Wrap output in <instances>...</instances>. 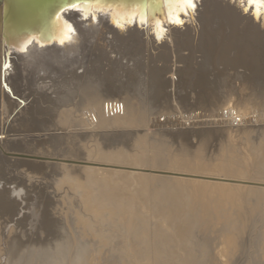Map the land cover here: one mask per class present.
<instances>
[{"label":"rangeland","instance_id":"1","mask_svg":"<svg viewBox=\"0 0 264 264\" xmlns=\"http://www.w3.org/2000/svg\"><path fill=\"white\" fill-rule=\"evenodd\" d=\"M252 1L254 2V0ZM196 4L198 9L194 12L193 19H197L196 16L198 17L197 10L202 12V8L200 9L199 7L201 0H196ZM217 4L218 3H215V6H217ZM243 4L251 9L252 2H249V0H235L232 6H220L221 9L218 7L217 10L214 6L215 8L211 7L213 9L212 11L211 8H208L210 13H208L209 16L206 14L205 21H211L210 19L212 16H216L215 21L216 19L218 21L206 26L205 32H215L213 34L218 33L219 31L217 28L219 26L217 27V24H221V29L225 30L230 27L233 31L235 30L234 28H236L233 32L237 38L235 36L231 38L232 40L236 38V41L234 39L233 41L231 40L232 42L230 43L229 40V43H234L235 47H242L243 41L244 45L246 43L245 48L249 51L257 46V42H259L260 45H264V17H262V15H256L255 19H253L251 16L252 12L246 11L247 8L246 6L244 7ZM231 8H233L232 12L229 10ZM224 10L231 13V16L225 13ZM85 16L86 19L82 18L84 20H80L81 18H76L74 22L80 20L78 23L82 25L93 26L98 25L102 19L108 21L106 16L100 19H96L95 15L91 14L90 16ZM206 17H208V19ZM89 18H93V22ZM238 18L239 20H237ZM191 20L190 18L186 19L182 21V24L185 26L189 24L188 26H191L190 24L193 23ZM233 20H236L235 23ZM72 21L73 20L67 21V25H69V23L73 24ZM227 22H232L230 23L232 26H230L229 23V26L226 25ZM240 22L246 23V26ZM56 23H54L52 27L50 25L51 32L57 29ZM238 23L240 24L237 25ZM235 24L237 27H234L236 26ZM260 25H263V28H261ZM214 26H216V28ZM241 29H246L247 35L244 36L246 38L240 37L241 33L239 32L242 31ZM103 30L104 28H100V32ZM216 30L218 32H216ZM51 32L46 35V41L57 40V38L54 39L56 36L53 38V35H56L55 32ZM252 33H257L258 35H253ZM47 37L51 38L47 40ZM107 37H110V35L104 38ZM237 41L238 43H236ZM100 43V48H105L106 50L110 48L108 46L109 42L106 40ZM254 43L255 46H253ZM249 44L252 47L249 46ZM114 51H116V49H113V52ZM63 52L59 51L57 56H61L60 53ZM124 53L126 52L124 51L120 55L122 60L121 65L124 64L123 66L126 68L122 67L125 68L124 70L127 73L123 72L124 74L122 75V72H118V76L119 74L121 76L119 77V82L123 84L115 83V86L108 88L94 86L95 88L92 92L88 90L89 88L86 90L90 85H88V79L84 78L81 82L76 81L75 84L73 83L74 87L72 84L70 85V89L73 90L74 93L71 95L73 98L69 102V107L66 108L68 112L63 109V106H55L54 108V106L51 105L40 104L41 117L38 119L37 124L40 125L41 123L43 125V121H45L44 124L49 122V125L51 123L55 125L59 121L60 123L64 121V123L69 124V128L67 129V131H69L67 134L70 138L74 136V139L71 138L72 140L70 141H75L71 144L73 145L74 143L73 148L78 150L77 154L75 153L76 150L74 151L75 154L50 151L45 153L41 151H39V153L37 151H31L28 154L27 152L29 150L17 147L20 143L29 145L27 143H29V139L32 138H30V136L37 135L40 139L46 136V132L43 133V128H37V124L31 120V118L35 119L34 116L32 117V114H36L38 108H36L35 104H31L33 99L30 97L25 103L27 104L26 106L31 104L29 107L30 112L25 113L12 125L18 116V110H21L23 105L19 104L18 107H15V105L7 107L5 104H0V113H2L0 114V155L2 157L0 156V158H5L11 165L13 162H31L33 164L36 162V165L44 164L45 166H49V168L45 167L46 170L43 168L44 170L41 174H35V172H33L35 176L39 175V178L37 176L35 177L32 173H27L32 179L26 178L27 175L25 173L28 172V170H26L27 168L25 166L9 167V170L6 169L2 174V178L6 176L5 180L7 179L8 182L14 180V182L9 183L10 185L2 183L6 186L5 189L8 190L15 185L17 186V191L12 194L8 193L6 197L9 198V201L13 199V202L19 204L15 203V208L17 209L14 208V213L16 215L14 213L10 217H2L0 215V220H3L2 222L0 221V225L2 224L0 226V264H264V75L256 76L253 75L255 71H252L255 65L263 66L262 61L264 62V58L262 61L260 59V64L251 57L245 58L246 61L243 59L242 61H244V64L242 63V65L241 63L234 64L235 69L233 74L235 75L232 77L225 73L222 76V80L224 77V80H228L230 84L226 89L218 90L217 97L219 101H215L218 108L222 106L216 113L217 115L224 114L226 110L247 114L246 120L243 117L245 121L243 124H246V126H241L252 128V136H255V133L259 131L256 136L257 141H255V143L258 144H256L257 147L255 146L252 148L251 143H246L244 145H236L235 149H233L232 146L235 144L234 143L229 146L231 150H228L231 152L229 153L226 150L223 151L224 148L228 147L221 146L213 152L214 154L210 153L209 155L197 156L198 158L196 157L193 159L194 163L191 161L190 164H188L190 167H188V165H183L182 162L180 163V161L176 159L172 160L161 156V154L158 155L156 151H154L155 148L153 147V150L152 146L150 147L151 144L153 145V141L150 139V132L152 131L150 128L146 129V133H149V136L145 133L147 136L144 134L145 136L141 140H144L142 143L137 140L138 143H140L139 145L137 144L136 138L132 137L134 138L132 139L130 137L127 139V137H125L126 133L137 132L138 129L136 126L132 128L134 125L130 128L128 127V129L126 128L127 130H116L115 128L111 129V127L96 126L97 123H94L96 122L95 120L98 119V116L101 119H104V117L105 119L113 117L111 114L105 111L103 112V105L107 103L113 104V102H118L117 104L122 105L121 109L123 107V110H119V112L116 111L114 116H119L121 118L126 115L125 106H123L125 102L123 99L127 96H131L130 94L134 95V93L130 92V86H132L133 83L130 77L131 70H128V67L132 66V62H127L125 58L128 59V57H124ZM53 56L56 58V53ZM62 56L61 58L65 57V55ZM111 56H114V58L119 57L116 56V53H113ZM116 59L119 60V58ZM12 61L18 64L14 59ZM125 64H127V66ZM217 70H221V66H218ZM15 71L14 69V71L12 70L10 72V77L15 75ZM83 71V68H77L75 71L76 76H84ZM225 75L227 76L225 77ZM165 77L168 78L169 75ZM34 87L36 89L35 85ZM34 87H31V89L34 90ZM115 87L117 89H115ZM59 88V85L55 87V89ZM110 88L112 89L110 90ZM31 89L25 90L26 92L24 91V94L28 95ZM99 89L102 91L100 92ZM118 89L120 92H118ZM126 90L129 92L127 93ZM45 94L50 97L51 100L56 98V94L52 93L51 90L45 91ZM63 95L61 98L66 97ZM95 95L107 97L105 101H102L98 105L90 104L88 107L85 100L87 97ZM23 98L25 97H20L19 99L22 100ZM17 103H20V101ZM4 106L6 108H4ZM134 106H136V104H134ZM1 109H5L3 110L4 112ZM6 111H8L7 113L9 115H7ZM89 112L93 113L89 114ZM133 112H135V110ZM204 112H202L204 115L209 113L208 110ZM87 113L91 117H89ZM83 114L86 117L83 116ZM74 116H77L79 125H73L68 122L69 119L71 117L74 118ZM83 118H85L84 121ZM88 119L89 121H87ZM162 119L164 120L163 117L159 118L160 121ZM248 119L250 122H248ZM90 120H92V122H90ZM225 125L224 126L228 128L237 126L229 120H227ZM218 126L208 127H222V125ZM8 128L11 129L8 130ZM18 129L22 132L20 133ZM27 129L28 131L26 132L25 130ZM34 129L38 131H33ZM14 130L15 132H13ZM41 130L42 132H39ZM60 133L61 132H58L57 134ZM113 135L115 136L114 138H116V135L120 137L124 136V139L122 142L113 141V144L115 143L114 145H107L106 141L111 139ZM26 138H28V140ZM125 139L127 143H123ZM226 139V143H229L230 139H228V136ZM235 140L237 143H240L239 139H232L233 142H235ZM3 141H8L12 145L14 144L13 147L16 149L9 145L6 147L5 145L3 146ZM119 142L121 144H119ZM143 143L144 146L149 144L147 146L150 149L148 150L147 146L144 148ZM53 146L56 147L55 145ZM113 148L118 151L115 150V152H113ZM122 148L124 150H122ZM121 151H124L123 156ZM149 151L152 153L154 152V154H151ZM1 152L4 155H2ZM17 155H31L44 159L34 160L26 158L25 160V158ZM171 160L173 162H171ZM197 161L198 163H203V166L200 163L199 165ZM115 162L117 167L115 166ZM167 163H169V165ZM172 163L178 164L174 165ZM195 165L199 166L198 169L197 166L195 168ZM200 166H202V170L199 169ZM66 167L68 169H66ZM192 167L194 171H191ZM23 170L25 172H23ZM137 170L144 174H140ZM159 174L162 175H160L163 177L162 179L161 177L158 178ZM143 175H145V177ZM154 176L155 178L157 177L156 179L158 181ZM182 177H187L189 183L186 182L188 181L187 178L184 181ZM144 178L149 180L145 181ZM170 179H172L171 183L173 185L169 183L170 181L168 182ZM176 180H178V186H176ZM19 181L27 183H22L23 185L21 186V182ZM214 182L216 185L214 184V187H210L209 184L212 185ZM146 183L149 184L147 185ZM179 183L181 184L179 185ZM27 184L30 186L31 191ZM190 184L192 187H190ZM197 184L198 187H195ZM181 185L185 186L182 187ZM27 186L29 189L26 188ZM0 188V190H2V187ZM197 188L201 189H198V191ZM10 219L15 220V222L12 223ZM23 220H25V222ZM21 221L23 223H21Z\"/></svg>","mask_w":264,"mask_h":264},{"label":"bare ground","instance_id":"2","mask_svg":"<svg viewBox=\"0 0 264 264\" xmlns=\"http://www.w3.org/2000/svg\"><path fill=\"white\" fill-rule=\"evenodd\" d=\"M234 1L235 0H201V4L199 5V7H200V9L202 8V12H199L197 10L198 17L196 16L197 19H193L194 18V12H196V9H198L197 7L195 8L194 11L189 12L188 14L181 16L179 14L178 10H176L175 8L170 6L168 0H162L163 13H161V15H159L157 13L158 9L156 8L155 1L152 0V1H149L146 3V6H147L145 9L146 13H142V10L138 6V4H136L135 10H133V11L129 10L128 12L126 10H124V11H121V14L111 12V13L105 15L106 18L108 19V21L105 18L106 21H104L102 19V21H100L98 25H93V26H86L84 24L82 25L81 23H78L80 20H84L82 18L86 17L85 16L86 13H83L81 11H74V10L67 11L63 16L65 21L60 20V19L56 20V18H54L53 22L51 23V27L54 26L53 25L54 23H56V22L59 23V24L56 23L57 29L54 31L56 35H53V38H54V36H56L54 39L57 38V40L46 41V39H45L46 35L49 32H51V29H50L51 27H49V29L47 30V33L45 35H42V34L35 32L36 37L34 38L33 44H30L27 48H25L24 51L20 47V45H22L21 42L22 41L25 42L26 39H22V37L19 38V40H18V38L13 39V40L9 39L10 41L12 40V42H13L11 46L7 45L6 43H3L2 41L0 42V104L1 103L5 104L7 107H10L13 105H15V107H18L19 104L23 105V108L21 110H18V112H19L18 116L14 120V123H12V125L15 124V122L18 121L25 113L30 112L29 107L31 106V104H35L36 108H38V111L36 112V114H32V117L34 116L35 119L31 118V120H33V122H35L36 124H37L38 119L41 117L40 104H42V103L49 105V106L50 105L54 106V108H55V106H59V107L63 106V109L68 112V109H66V108L69 107L68 106L69 102L73 98V96H71V95H73V93H74V91L70 89V87H71L70 85L72 84V86H73L76 81L81 82L84 78H87L88 82H89L88 85H90L91 88L88 86L86 88V90L89 88L88 90H90L92 92H93V89L97 86L98 87L103 86L104 88H106V87L108 88V87L115 86V83L116 84L120 83L119 77H121V76H120V74L118 76V72L119 73L122 72L121 73L122 75L124 73H127L124 70L126 68L125 66H123L124 64L121 65L122 60H121V56H120L121 53H123L125 51L126 53H124V57L125 56L128 57V59L127 58H125V59L127 60V62L128 61L132 62V64H131L132 66H129L130 69L128 67V70H131L130 77H131L132 83H133V85L130 86V89H131L130 92L134 93V95L130 94L131 96H129V97L127 96L123 99L125 102V105H123V106H125L126 115L124 117H121V118L119 116L118 117L114 116V114H116V111L119 112V110L120 111L123 110V107L121 109L122 105L117 104L118 102H113V104H111V103L104 104L103 105V112L105 111L108 114H111V116H113V117L112 118L109 117V119H105V117H104V119H101L98 116L97 120H95L96 118L94 119L96 121L94 123H97V125L95 124L96 126L99 125V126H105L108 128L111 127V129L115 128L116 130L117 129L120 130V129H126V128L128 129V127L130 128L134 125V127H132V128H135V126H136L138 129L137 132L126 133L127 135L125 134V137H127V139L130 137L131 138L134 137V138H136V141L139 140L141 143L144 141V140L143 141H141V140H142V138H144V136L146 134H148V136H149V133H146V131H147L146 129L150 128V129H152V131L151 132L149 130L148 131L150 132V139L153 141V145L151 144L150 147L151 146H152V148L154 147L155 150H154V148H153V150L156 151V153L158 155L161 154V156H164L165 158L172 159V160L176 159L177 161H180V163L182 162L183 165L190 164V162L191 161L193 162V159L199 155L200 156L201 155H209L210 153H213L218 147H221V146L228 147V148H224L223 151L224 150H226V151L230 150L229 146L231 144H234V143L235 144L232 146L233 149H235L236 145H242V144L244 145L246 143H249V144L251 143L252 148H254L255 146L257 147L258 144L255 143V141H257L256 136L258 135L259 131L255 133V136H252V134H253L252 128L241 126V125L246 126V124H243V123H245L243 117L246 120L247 114L236 113L232 110H230V111L226 110V112L224 114H221V115L216 114L219 111V109L222 108V106L218 108L217 104H215V101L219 99L217 97V95H218L217 92L220 89H226L228 87V85L230 84L228 82V80H224V77L222 80V76L226 73L227 75L233 77L235 75V74H233L234 69H235L234 64L241 63V65H242V63L244 61H246L245 58L251 57L257 63H259V62L261 63L262 59L264 58V45H260L259 42H257L258 44L256 47H253L254 49L249 50V51H247V49L245 48L246 43L244 45L243 41H242L243 45H241L242 47H235L234 43L230 44L234 39L236 41L237 37L235 36V33L233 32L236 30V28H234L235 30H233V31L231 30L230 27L225 30V29H221V27H220V26H222L221 24H217V27L219 26L217 28V30L219 32L217 30H216V32H218V33L213 34L215 32H213V33L212 32L211 33L205 32L206 26L210 25L213 22L215 23L216 21H218L217 19L215 21L216 16H212L210 19L211 21H205L206 20L205 19L206 14L208 15V13H210L209 9L211 7L212 8L216 7V10H217V8L218 7L220 8V6H223V7L229 6V5L232 6L234 4ZM249 2H252L251 9H250V7H247L246 5L245 6L247 8L246 11L252 12V14H251L252 18L255 19L256 15H262V17H264V14H262V13H264V9H262L260 7V5L255 2V0H254V2L252 0H249ZM215 3H218L217 6H215ZM243 6H244V4H243ZM240 7H239V9H240ZM244 7H242V8H244ZM212 8H211V11L213 10ZM232 9L233 8H231L229 10L232 12L233 11ZM224 11H225V13H228V11L227 12H226V10H224ZM240 12L242 13L241 10H240ZM134 13H135V15H137V17L134 15ZM229 14L231 16V13H228V15ZM235 16H236V14H235ZM188 17L190 18V20L192 19L191 21L193 23L194 22H196V23L190 24L191 26H188L189 24L188 25L186 24V26L184 24H182V21L189 19ZM76 18H81V19L78 22L77 21L74 22L76 20ZM206 18L208 19V17H206ZM233 18H235V17H233ZM92 19H90V20H92ZM114 19L117 21H115ZM66 20L67 21L73 20L72 21L73 24L67 25L68 23ZM141 20H144L146 22L141 24L140 23ZM237 20H239V18ZM241 20H242V18H241ZM235 21H234V23H235ZM92 22H93V20H92ZM228 23L230 24L232 22H227L226 25H228ZM240 23H243V22H240ZM240 23H238L237 25H239ZM161 24L163 25V27H161ZM175 24H180V25H175ZM213 25H215V24H213ZM237 25L234 27H237ZM247 25L249 26L248 23H247ZM230 26H232V24H230ZM260 26H261V28H263V25H260ZM214 27L216 28V26H214ZM100 28L101 29L104 28V30L100 32ZM243 28H244V26H243ZM68 29H72L74 31L69 32ZM241 30L242 31L239 32V33H241L240 37L246 38V37H244L245 35H247L246 29H241ZM213 31H215V30H213ZM69 33H71V36H69ZM237 33H236V35H237ZM255 34L258 35L257 33H255ZM255 34H253V35H255ZM107 35H110V37L104 38ZM158 36L161 38L158 39L157 38ZM233 36H235L236 38H234L232 40L231 38ZM50 38H48L47 40H49ZM62 40L64 41L63 43H61ZM104 40L109 42L108 46L110 48H107L108 47L107 46L106 47L107 50L105 48L102 49L99 46L101 44L100 42H102ZM229 40H230V43H229ZM238 41H239V39H238ZM238 41L236 43H238ZM246 41H244V42H246ZM249 46H251V45L249 44ZM253 46H255V43ZM113 49H116V51L113 52ZM59 51H62V52L64 51L65 53L64 52L60 53V55L61 56L65 55L66 58L63 56H62L63 58H61V56H57V53L59 54ZM55 53L57 56L56 58H54L55 56H53V55H55ZM113 53H116V56H119V57H116V58H119V60L114 58V56H111ZM230 53H232V54H230ZM256 57H257V59H256ZM13 59L15 62L17 61L16 63H18V64H15L12 61ZM243 59H244V61H242ZM260 59H261V61H260ZM240 61H242V62H240ZM262 64L264 66L263 61H262ZM5 65H7L8 67H5ZM125 65L127 66V64H125ZM122 66L125 68H123ZM218 66H221V70H217ZM263 66L261 67V66L255 65L256 69L252 68V71H255V72H253L254 73L253 75H256V76L262 75L263 76L264 75V67ZM77 68H83L84 76H80V77L76 76L75 71L77 70ZM14 69L16 70L15 75L13 77H10V72L12 70L14 71ZM232 70H233V72H232ZM235 73H236V71H235ZM57 74L59 75V77ZM166 75L167 76L169 75V77L166 78L165 77ZM227 75H225V77ZM229 76H228V79H229ZM236 76H238V75H236ZM236 76H235V78H236ZM131 79H129V80H131ZM120 84H123V83H120ZM34 85L36 86V89H35ZM58 85L60 88L55 89V87ZM124 85H122V86H124ZM244 85H245V83H244ZM31 87H34V90L31 89ZM28 89H31V90H29L30 93L28 95L24 94V91L28 90ZM111 89L112 88H110V90ZM115 89H117V88L115 87ZM125 89H126V86H125ZM47 90H49V91L51 90L52 93H55L56 98L51 100V98L45 94V91H47ZM99 91H100V89H99ZM118 92H120V90ZM126 92H127V90H126ZM63 94L66 96L65 98H61V96ZM113 94H115V93H113ZM20 97L21 98L25 97V98L20 100L19 99ZM30 97H32V99H33L32 103L30 105L26 106L27 104H25V103H26L27 99H29ZM106 97L107 96H98V95L96 96L95 95V96L87 97L85 102L87 103L88 107L90 104H97L98 105L102 101H105ZM119 99H121V98H119ZM18 101H20V103H17ZM223 102H225V101H223ZM134 104H136V106H134ZM74 106H75V104H74ZM4 108H6V107L4 106ZM3 110H5V109H3ZM7 110H9V109H7ZM15 110H16V108H15ZM134 110H135V112H133ZM206 110H208L209 113H207V115H204V113H205L204 111H206ZM89 111H91V110H89ZM7 112L8 111H6V113ZM202 112H204V113H202ZM9 113H11V112H9ZM74 113H75V111H74ZM90 113L91 112H89V114ZM107 113H106V115H107ZM0 114H2V113H0ZM89 114H88V116H89ZM7 115H9V114L7 113ZM93 115H95V114H93ZM60 116H61V114H60ZM81 116H80V118H81ZM83 116H85V115L83 114ZM122 116H123V114H122ZM65 117H64V119H65ZM89 117H91V116H89ZM161 117L164 118V120L162 119L163 121L159 120V118H161ZM84 119L85 118H83V121H84ZM89 119L87 121H89ZM59 120H60V118H59ZM66 120H67V118H66ZM227 120H229L230 122L232 121V123L236 124L237 126L234 128H232L233 127L232 126L231 127L232 129L225 127ZM39 122H41V121H39ZM44 122L45 121H43V125L40 123L41 126L39 124H37V126H38L37 128H39V127L43 128V133L46 132L45 137L40 139V137H38L37 135L36 136H30V138L31 137L32 138L29 139L31 142L29 141V143H27L29 145L20 143V145L18 146L17 143L15 142L17 147H20L21 149H24V150H29L27 152L28 154L31 151H37L38 153H39V151H41L42 153L50 151V152H56V153L57 152H60V153L63 152L64 154H75V153L77 154L78 150L73 148L74 143H73V145L71 144L72 142H75V141H70V140H72L71 138H73L74 136H72L70 138V136L67 134V132L69 131V130L67 131V129L69 128V124L64 123V121H62L61 123L59 121L55 125H53L52 123L49 125L48 124L49 122L47 124L46 123L44 124ZM68 122L72 123L73 125H76V124L79 125V120L77 119V116L76 117L74 116V118L71 117ZM90 122H92V120H90ZM248 122H250L249 119H248ZM12 125H11V127H12ZM215 125L216 126L222 125V127H220V128H217V127L209 128L210 126H215ZM10 129L8 128V130H10ZM19 129L21 130L20 127H19ZM3 130H5V129H3ZM15 130H17V129H15ZM15 130L13 132H15ZM20 130H19V132L21 133L22 131H20ZM35 130H36V132L38 131L37 129H34L33 131H35ZM25 131L27 132L28 129ZM39 132H42V130ZM54 132H57V133L61 132V133L57 134ZM10 133H12V132H10ZM114 135L112 137L113 139L111 138L108 141H106L107 145H109V144L114 145L115 143L113 144V141L114 142H117V141L122 142L123 141L124 136L120 137V136L116 135V138H114L115 137ZM28 136H29V134H28ZM110 136H112V135H110ZM227 136H228V139H230V142H229L230 144L226 143L227 142L226 141ZM23 137H24V135H23ZM134 138H132V139H134ZM233 138L239 139L240 143H237L236 140H235V142H233L234 141V140L232 141ZM18 139H20V138H18ZM21 139H23V138H21ZM26 139L28 140V138H26ZM42 139H44V140H42ZM152 141H151V143H152ZM120 142H119V144H121ZM125 142H126V139L124 140L123 143H125ZM137 144L140 145V143H138V141H137ZM249 144H247V145H249ZM2 145L3 146L5 145V147L7 145H9L11 147L14 146V144L12 145L8 141L7 142L3 141ZM53 145H55L56 147H54ZM147 145H149V144H147ZM3 146H1V147H3ZM143 146H144V143H143ZM146 146H144V148ZM100 147L103 148L102 146H100ZM147 148H148V146H147ZM14 149H16V148H14ZM117 149H119V148H117ZM149 149L150 148H148V150ZM8 150H9V148H8ZM75 150H76V152L74 153ZM115 150L116 149L113 148V152H115ZM122 150H124V149L122 148ZM95 151H96V149H95ZM116 151H118V150H116ZM41 152H40V154H41ZM149 152H151V151H149ZM123 153H124V151L122 152V156H123ZM229 153H231V152H229ZM1 154H2V152H1ZM8 154H10V153H8ZM24 154H25V152H24ZM114 154H116V153H114ZM151 154H154V152L153 153L151 152ZM232 154H234V153H232ZM2 155H4V154H2ZM99 155H100V153H99ZM144 155H142V156H144ZM253 155H251V156H253ZM154 156H157V155H154ZM109 157H110V155H109ZM151 158H152V156H151ZM120 159H123V158H120ZM25 160H26V158H25ZM172 160H171V162H173ZM108 161H110V160H108ZM68 162H69V160H68ZM107 163H110V162H107ZM164 163H165V161H164ZM169 163H167V164L169 165ZM197 163H198V161H197ZM199 163L202 164V166H203V163H201V162H199ZM13 164L12 165L9 164L8 160H6L5 158H3V159L0 158V187H2V190H0V215L2 217H10L14 213V208H15L16 202H13L14 201L13 199L11 201H9L8 200L9 198H7L6 196L8 193L12 194V193H15L17 191L16 185L7 190V189H5L6 186H4L2 184V183H4L5 185L6 184L8 185L9 183L14 182L13 179H12L13 181L11 180L12 182H10V181L8 182L7 179L5 180L6 176L4 178H2V174L6 171V169L9 170V167L12 168L14 166L15 167L16 166H21V167L25 166L27 168L26 170H28V172L25 173L28 176V177L26 176V178L32 179V178H30L31 176L28 175L29 173L33 174V172H35V174H38V173L41 174V173H43L42 171L45 169V167L49 168V166H45L44 164L43 165H41V164L36 165L37 164L36 162H34V164L31 162L30 163L29 162H19V163L13 162ZM99 164H101V163H99ZM111 164H113V163H111ZM172 164H174V163H172ZM176 164H178V163H175L174 165H176ZM174 165H170V166H174ZM197 165H195V168ZM71 166H73V165H71ZM87 166H89V165H87ZM92 166H94V165H92ZM115 166H116V162H115ZM202 166H200L199 169L202 170V168H201ZM175 167H177V166H175ZM188 167H190V166L188 165ZM198 167L199 166H197V169H198ZM69 168H71V167H69ZM23 169H25V168H23ZM66 169H68V168L66 167ZM179 169H182V168H179ZM185 169H183V170H185ZM187 170H189V169H187ZM15 171H19V170H15ZM191 171H194L193 167H192ZM23 172H25V171L23 170ZM138 172H140V171H138ZM206 172H207V170H206ZM142 173L143 172H140V174H142ZM35 174H33V175L35 176ZM172 174H173V172H172ZM145 175H143V176L145 177ZM160 175L161 174H159V177L157 175L156 176L158 178H160L162 176V175L161 176ZM185 175H187V174H185ZM191 175H192V172H191ZM35 177H34V179H35ZM176 177H178V176H176ZM154 178H155V176H154ZM162 178L163 177H161V179ZM169 178H171V177H169ZM182 178H179V179H182ZM186 178H183L184 181L186 180ZM144 179H145V181L149 180L147 178H144ZM8 180H10V179H8ZM156 180H154V181H156ZM171 180L172 179L168 180V182L170 181L169 183H171ZM187 180H188V178H187ZM29 181H32V180H29ZM150 181H151V179H150ZM161 181H163V180H161ZM177 181L178 180H176V182ZM19 182H21V181H19ZM173 182H174V180H173ZM186 182L189 183V180ZM186 182H184V183H186ZM22 183H27V182H21L20 183L21 186L23 185ZM146 184L148 185L149 183H146ZM180 184L181 183H179V185ZM192 184H194V183H192ZM205 184H207V183H205ZM214 184H215V182L212 185L211 184H209V185H210V187H212ZM28 186L26 188H28ZM176 186H178V182H177ZM181 186L184 187L185 185L184 186L181 185ZM190 187H192V185ZM195 187H198V184H197V186L195 185ZM29 188H30V186H29ZM34 188H35V186H34ZM174 188H176V187H174ZM198 189L199 188H197V190ZM30 191H31V188H30ZM30 191H28V192H30ZM16 204H19V203H16ZM17 206H19V205H17ZM15 209H17V208H15ZM10 221H11V219H10ZM23 221L25 222V220H23ZM21 223H23V222L21 221ZM5 225H7V224H5ZM15 225H17V224H15Z\"/></svg>","mask_w":264,"mask_h":264},{"label":"water","instance_id":"3","mask_svg":"<svg viewBox=\"0 0 264 264\" xmlns=\"http://www.w3.org/2000/svg\"><path fill=\"white\" fill-rule=\"evenodd\" d=\"M149 1L152 0H0V42L11 46L13 39L18 38L19 40L22 37L26 39L20 45L24 51L30 44H33L36 37L35 32L45 35L54 18L65 21L63 16L67 11H81L88 16L91 14L95 15L96 19H100L111 12L121 14L124 10L133 11L136 4L142 13H146V3ZM154 1L159 11L157 13L161 15L163 13L162 0ZM17 156L34 160L44 159L37 156ZM11 222L14 223L15 220L11 219Z\"/></svg>","mask_w":264,"mask_h":264},{"label":"snow or ice","instance_id":"4","mask_svg":"<svg viewBox=\"0 0 264 264\" xmlns=\"http://www.w3.org/2000/svg\"><path fill=\"white\" fill-rule=\"evenodd\" d=\"M168 2H169L171 7L178 10V12L181 16L186 15L189 12L194 11L196 8V0H168ZM255 2L257 4H259L262 9H264V0H255ZM262 14H264V13H262ZM145 22L146 21H144V20L140 21L141 24H143ZM161 27H163L162 24H161ZM69 36H71V33H69ZM157 38L159 39L161 37L158 36ZM63 42L64 41L62 40L61 43H63ZM5 67H8V66L5 65Z\"/></svg>","mask_w":264,"mask_h":264}]
</instances>
